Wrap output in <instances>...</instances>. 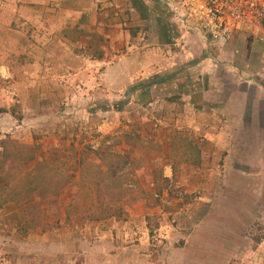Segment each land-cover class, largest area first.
Returning a JSON list of instances; mask_svg holds the SVG:
<instances>
[{"label": "rangeland", "instance_id": "obj_1", "mask_svg": "<svg viewBox=\"0 0 264 264\" xmlns=\"http://www.w3.org/2000/svg\"><path fill=\"white\" fill-rule=\"evenodd\" d=\"M114 3L120 12L113 17L140 52L155 50L160 63L175 55L178 62L161 64L164 68L158 70L159 75L171 73L174 78H163L160 85L143 92H132L142 80L124 86L118 79H108L111 91L103 92L95 77L89 90L94 96L87 102L80 89L87 88L89 80H76V95L60 101L59 112L51 116L59 122L48 128L61 144L55 150L39 153L35 146L32 151L52 162L66 157L68 144L75 140L79 145L96 142L103 152L116 144L106 137L116 129L104 130L103 121L121 122L131 130L143 126L146 144L132 133L126 138L137 150L133 155L123 153L126 167L120 158L104 154L101 170L113 164L119 178L111 181L102 176L105 196L94 198L97 203L130 201L132 205H125L126 216L91 221L87 216L67 220L58 206V213L47 215L39 216L32 208L10 213L8 205L15 204L6 202L0 209V264H264V40L240 31L224 48L212 49L190 25L173 19L162 0ZM81 22L88 24L86 18ZM78 26L67 27V36L87 44L75 51L101 58L103 38ZM95 67L99 76V66ZM68 79H59L58 84L71 83ZM0 86H6L5 80ZM192 94H198L200 112H187L183 100L189 101ZM120 103L124 105L118 110ZM7 110L21 119L15 99L3 101L0 123H8ZM95 110L108 113L98 116ZM190 120L209 126L193 129ZM46 132L36 128L24 133L8 123L4 130L0 128V142L9 137L24 144L23 137L45 138ZM43 165L35 169L28 163L25 168L38 172L28 178L36 189L37 204L57 194L58 188L86 184L79 174L55 175V170ZM95 170L88 166L86 175L92 178ZM142 172L140 181L133 178ZM5 186L0 176L4 199ZM107 191H114V197Z\"/></svg>", "mask_w": 264, "mask_h": 264}, {"label": "crops", "instance_id": "obj_2", "mask_svg": "<svg viewBox=\"0 0 264 264\" xmlns=\"http://www.w3.org/2000/svg\"><path fill=\"white\" fill-rule=\"evenodd\" d=\"M114 4V0L112 6L107 3V0H0V81L5 80L6 83V86H0V102L15 99L19 104L22 115L19 120L8 110L4 111L9 125L12 124L16 130L20 129L24 133L36 128L47 130L48 137L45 138L26 136L22 138L25 145L31 148L39 147V153L47 148L55 150L61 144V139L52 135L51 129L48 128L56 126L55 123L59 122L56 115L55 119L51 116L59 112L57 107L60 101L68 100L70 96L76 95L73 92L77 84L76 80H89L87 88L80 89V93L87 94L85 98L87 102L94 96L89 90L95 77L100 79L98 83L102 86L103 92L111 91L112 87L109 86L108 79H118L127 86L134 81L148 82L157 78L166 80L174 78L171 73L161 76L158 70L160 67L164 68L162 65L171 66L170 64L178 62L175 55L171 56V61L167 59V63L164 61L160 63L158 57H155L158 56L155 50L140 52L129 40L126 32L121 30V24L117 23L118 19L113 17L120 12L118 3H116V9ZM84 18L87 19L88 24H82L81 19ZM73 25H79L78 29L97 33L103 38L105 46H103L104 53L101 58H91L75 51V48L83 47L87 43L80 40L74 41L64 36L63 31ZM113 50L119 54L115 55ZM129 64L132 66L124 68ZM95 66H99L101 73L99 76H96L98 70ZM65 77L72 79L71 83L58 84L59 79L62 80ZM162 82L152 86L160 85ZM142 84L143 82L132 87V92L139 89ZM141 89L138 91H142ZM197 95L192 94L189 101L183 100L187 112H200L198 100L195 101ZM201 108L205 109V106ZM94 112L98 116L108 113L99 110ZM12 120L15 123H12ZM8 123H0V128L4 130ZM189 123V127L193 129H206L208 125H195L191 120ZM101 127L104 130L116 129L106 137L109 140L114 139L116 143L114 149L121 154L128 151L133 155L137 152L133 144L126 140L131 133L143 144L148 141L145 139L143 126L131 130L121 122L107 124L103 121ZM33 132L36 134L35 131ZM153 138L156 140V137L153 136ZM209 138L213 140V137ZM121 149L124 151H120ZM145 151L148 153L149 150L146 148ZM39 156L34 152V158L29 163L34 165L41 162L42 158L40 159ZM148 156H153L152 150L149 151ZM155 159L149 158L150 161ZM141 176L143 177V172L133 174V178L139 181ZM163 177H168L165 171ZM148 186L153 187L154 183L150 182ZM76 191L75 185L65 186L56 196L61 215ZM8 206L10 213L17 210L13 205Z\"/></svg>", "mask_w": 264, "mask_h": 264}, {"label": "trees", "instance_id": "obj_3", "mask_svg": "<svg viewBox=\"0 0 264 264\" xmlns=\"http://www.w3.org/2000/svg\"><path fill=\"white\" fill-rule=\"evenodd\" d=\"M67 33H69V30L65 29L63 31L64 36L71 39L67 36ZM162 80L163 78H157L148 82H143L139 89L150 87ZM123 105V103L117 104L115 108L120 110ZM0 143V176L6 184L4 192L7 196L6 199L0 196V209H2L4 203L11 202L15 204L17 209L14 212L15 214L27 212L30 208L34 209L35 213L39 216L42 213L44 215H47L49 212L58 213L56 196L61 191V188L56 190L58 191L57 194L43 199V201L38 204L34 201L36 189L30 187L28 178L32 176L35 177L38 175V172H34L33 169H25L26 165L34 158L32 148L9 137L5 138ZM105 149L106 150H103L102 152V149L93 148L89 144L79 145V143H76L74 140L72 143L68 144V147L66 148V157L62 159L60 156L59 158L56 157L54 160H51L52 162H49L50 159L46 157L41 162L34 164L35 169L39 168L43 164L44 167L47 166L46 168L50 167V169L55 170L52 171L55 175L70 177L72 173L79 174V180L84 183L86 182L83 187H77V191L71 196L69 203L64 208V214L67 220L85 218L87 216L91 221H99L112 217L116 218L119 217V215L126 216L128 214L125 205L127 207L132 205L130 201L120 204L119 202H115L113 205H110L107 202L97 203L94 201V198L102 199L105 196L102 188V182L104 180L101 178L102 176H109L111 181H115L119 178V171L116 172L112 169L113 164L109 165V168L106 171L101 170V163L103 162L104 154L120 158L122 160L123 168L127 165V156L125 154L119 153L112 145L106 147ZM90 156L95 157L99 163H93ZM88 166L96 168V174L92 178L86 175ZM122 194H124L125 197L127 196L125 193ZM107 195L114 197V191H107ZM120 198H122V196ZM82 199H86L88 202L82 203ZM46 205H48L47 208ZM55 205L56 209H53L52 207Z\"/></svg>", "mask_w": 264, "mask_h": 264}, {"label": "built area", "instance_id": "obj_4", "mask_svg": "<svg viewBox=\"0 0 264 264\" xmlns=\"http://www.w3.org/2000/svg\"><path fill=\"white\" fill-rule=\"evenodd\" d=\"M162 1L173 19L190 25L212 49L224 48L240 31L264 40V0ZM109 4L112 6L113 1ZM87 144L97 148L96 142Z\"/></svg>", "mask_w": 264, "mask_h": 264}]
</instances>
